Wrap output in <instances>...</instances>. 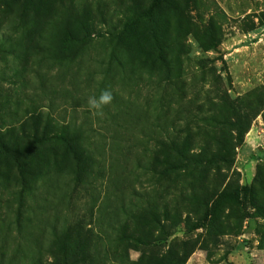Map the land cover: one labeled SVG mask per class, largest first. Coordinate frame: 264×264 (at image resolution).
<instances>
[{
    "label": "rangeland",
    "instance_id": "1",
    "mask_svg": "<svg viewBox=\"0 0 264 264\" xmlns=\"http://www.w3.org/2000/svg\"><path fill=\"white\" fill-rule=\"evenodd\" d=\"M0 130V264H264V0H0Z\"/></svg>",
    "mask_w": 264,
    "mask_h": 264
},
{
    "label": "trees",
    "instance_id": "2",
    "mask_svg": "<svg viewBox=\"0 0 264 264\" xmlns=\"http://www.w3.org/2000/svg\"><path fill=\"white\" fill-rule=\"evenodd\" d=\"M25 42H27V40H24V42L21 40L16 45L15 58L17 60L27 62L28 61V55L25 51H28V49L25 48L27 45V44L25 45ZM32 47L34 48L33 44H32ZM35 48H38V47H36V45H35ZM161 59H163V58L161 57ZM170 75H171L170 68H167L165 77H169ZM13 133H14V130L12 133H11V131L3 132L2 130H0V152H1V154H3L2 157H4V158H5V156H8V157L13 159L14 155L16 156V154H17V152L11 150L10 147L8 146V144L6 143L7 138L12 140V138L14 136ZM10 137H12V138H10ZM26 137L28 140H26V144L24 146L26 147L25 153L28 154V159H29L28 164L26 166L28 169L25 168L24 171H22L21 173L22 174L25 173L29 176V178L24 177V179H23V187L27 188V190L29 191L30 189H32V185L30 183L32 182V180H34V178H36V175L40 172V169L38 167L34 166L33 162H35L37 150L41 145H47L50 142H56V141L58 142L59 141L60 143L65 144V146L68 147L69 149H71V150H75V149H74L72 141L70 139H68L67 137H62L61 134H58L57 132L50 131V130H48V128H44L43 130H39L38 127H34L26 135ZM76 151H78V150H76ZM18 152L20 153V151H18ZM78 155H79V153H78ZM17 202H18V205L20 208L15 212V214H16L15 222L17 224V227L20 228L22 226V222L27 220V215L25 213L26 212V210H25L26 209V203H25L26 199L22 195V192H20L18 194ZM68 255L69 254H64L63 257H68Z\"/></svg>",
    "mask_w": 264,
    "mask_h": 264
},
{
    "label": "clouds",
    "instance_id": "3",
    "mask_svg": "<svg viewBox=\"0 0 264 264\" xmlns=\"http://www.w3.org/2000/svg\"><path fill=\"white\" fill-rule=\"evenodd\" d=\"M113 100V94L110 89H104L101 91L99 97H89L88 107L90 110H100L103 106L110 104Z\"/></svg>",
    "mask_w": 264,
    "mask_h": 264
}]
</instances>
